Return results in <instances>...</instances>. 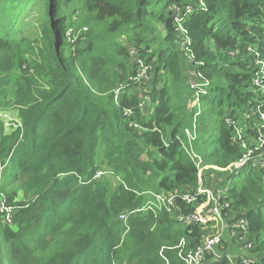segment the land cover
<instances>
[{"label":"trees","instance_id":"obj_1","mask_svg":"<svg viewBox=\"0 0 264 264\" xmlns=\"http://www.w3.org/2000/svg\"><path fill=\"white\" fill-rule=\"evenodd\" d=\"M1 2L12 10L0 11V190L14 218L5 225L0 214V264H187L180 243L195 249L207 230L183 227L178 214L196 207L178 199L177 211L141 210L144 193L197 192L192 152L223 170L208 171L221 179L214 191L230 183L226 201L250 223L246 256L264 264V170L235 172L244 150L233 140L237 127L248 144L264 138L258 118L244 120L260 102L252 77L256 54L264 61V0ZM188 7L183 35L175 10ZM84 19L108 23L107 45L84 36ZM71 31L80 34L69 41ZM113 35L152 67L149 82L131 80L140 66ZM193 80L209 83L199 100Z\"/></svg>","mask_w":264,"mask_h":264},{"label":"built area","instance_id":"obj_2","mask_svg":"<svg viewBox=\"0 0 264 264\" xmlns=\"http://www.w3.org/2000/svg\"><path fill=\"white\" fill-rule=\"evenodd\" d=\"M175 8V7H174ZM173 11V9H171ZM178 17L175 19L177 22V28H179L181 34L186 35L185 31L181 27L184 15L193 14L191 7H188L186 12H179L175 10ZM180 14V15H179ZM86 27L82 28V31H87ZM73 36L79 35L80 32L74 33L71 31L68 34V40L71 41ZM185 51H188L191 46V41L189 38L185 37L181 44ZM249 52H253L249 49ZM189 60L193 59V56H188ZM137 65L140 66L137 78H132V81L136 79H145L148 72L152 69L151 66H146L142 61L137 60ZM256 68L253 72L252 85L256 88L259 94V105L258 107L248 105V111L244 113V120L249 121L258 118L259 128H264V61L259 58V54H256ZM196 73H192V77ZM197 78V76H195ZM140 81V80H138ZM191 90L196 92L197 100L203 94L206 95L207 91L206 84H198L197 82L190 81L189 83ZM203 88L202 90H199ZM120 89L117 90V94L120 93ZM127 115H130L127 113ZM230 126H235L236 122L231 119L228 120ZM236 137L233 138L234 142L241 141V147L244 150V156L242 159L235 164L236 171H239L243 167H251L258 170H264V138L262 137V132H259V137L254 141L253 144H248L244 141V132L240 127L236 128ZM192 159L199 171V188L195 194L190 193H163L156 194L152 192L144 193L148 194L150 200L147 201L144 209L141 211H152L158 214L162 210H167L172 212L176 209L177 211V200L181 199L187 206H195V211L193 213L184 214L180 212L178 214V221L183 227H189L192 225H199L207 233L203 235L202 240L199 245L193 249H188L187 243L183 240L180 243V255L186 259L187 264H204L208 255L212 256L214 262H218L224 257L228 259L230 264H258L256 260H253L246 256L247 253L252 249L251 244H248V231L250 228V223L248 220L242 216H236L228 201H226V194L229 190V184L225 188H220L213 191L211 188H205L201 185V173L207 168L203 163V158L191 153ZM215 170L223 171L222 169L215 168ZM205 198V199H204ZM226 211V212H225ZM135 212L124 213L120 216V219L127 224L128 217ZM0 214L3 217V223L5 225H12L14 218V209L10 207L6 201L4 195L0 190ZM230 239V244H234L237 247V254L230 255L221 251V247L226 239ZM232 247V246H231ZM162 254V253H161ZM240 261H238V260Z\"/></svg>","mask_w":264,"mask_h":264},{"label":"rangeland","instance_id":"obj_3","mask_svg":"<svg viewBox=\"0 0 264 264\" xmlns=\"http://www.w3.org/2000/svg\"><path fill=\"white\" fill-rule=\"evenodd\" d=\"M5 9L8 10V11H11L12 10V4L11 3H2L1 2L0 3V11L5 10ZM170 9H173V8L170 7L169 10ZM35 17L37 18V15ZM20 20H23V18H21ZM108 22H112V20H108ZM81 24L86 25L84 27H87V29H88L86 32L85 31L82 32V33L85 34L84 36L90 35V33L93 31V37L94 38H98V39L101 40L100 43H97L98 44V48H100L101 46L107 45V42H109L110 38L108 36H106L105 25H107L108 23H97V22H95L93 20L84 19V20L81 21ZM37 28H38V24L37 23L33 24V27L29 31L25 32V35H29V34L33 35V34H35ZM74 37H79V35H75ZM113 37H114V42H120L122 45H125V46H127L129 48V55H130L131 59L136 58V56L138 55V51L136 49L132 48L133 46H131V47L129 46L128 37L127 36L122 35L120 37H117L116 35H113ZM118 50H119V48H118ZM251 53H253V52H251ZM108 66H110V65H108ZM256 66L257 65L255 63L253 70L256 68ZM148 78L149 77L147 75V77L145 79H142V80H145V81L149 82ZM138 80L141 81V79H138ZM139 85H140V83H139ZM150 105L151 104H148L147 106H150ZM4 119L6 120L7 124H10L13 121V119L8 118V116H4ZM209 169H215V168L213 166H207V168L200 174L201 175V179H202L201 185L203 187L206 184H208L209 186H211L209 188H211L214 191L215 186L217 184L221 183V179L215 174H209L208 173ZM204 176L206 177V179H204ZM229 248H230V240H227V241H225L223 243V245L221 247V251H224V250L229 249Z\"/></svg>","mask_w":264,"mask_h":264},{"label":"crops","instance_id":"obj_4","mask_svg":"<svg viewBox=\"0 0 264 264\" xmlns=\"http://www.w3.org/2000/svg\"><path fill=\"white\" fill-rule=\"evenodd\" d=\"M234 244H235V242H234ZM235 250H236V252H235V254H237L238 253V251H237V247L234 245V246H232Z\"/></svg>","mask_w":264,"mask_h":264}]
</instances>
